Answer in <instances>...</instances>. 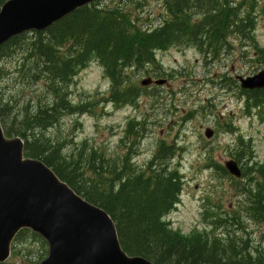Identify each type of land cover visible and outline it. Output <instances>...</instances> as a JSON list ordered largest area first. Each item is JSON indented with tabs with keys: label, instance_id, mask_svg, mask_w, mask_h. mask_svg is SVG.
<instances>
[{
	"label": "rangeland",
	"instance_id": "374dc122",
	"mask_svg": "<svg viewBox=\"0 0 264 264\" xmlns=\"http://www.w3.org/2000/svg\"><path fill=\"white\" fill-rule=\"evenodd\" d=\"M114 1L101 3L110 6ZM140 1V25L158 27L171 19L163 0ZM227 1L243 8L249 4ZM263 9L261 0L249 42L236 41L238 36L228 31L224 50L179 44L157 52V66H150L149 73L129 72L126 89L131 95L118 103L109 101L112 80L105 66L92 60L68 85L67 97L75 109L63 114L46 137L70 159L96 152L108 163L119 164L127 156L136 171H144L161 154L180 191L178 206L165 217L172 231L185 237L206 235L229 245L235 242L240 250L247 247L256 255L264 252V223L251 214L254 190L264 181V106L254 107L255 97L235 79L264 70ZM190 13L193 20L200 19L198 11ZM23 57L17 50L0 58V105L8 107L11 119L51 99L43 81L18 71ZM146 78L168 83L143 87ZM132 82L140 91H133ZM8 116L6 112L5 119ZM131 123L135 136L129 135ZM206 128L215 132L212 139L205 137ZM231 160L241 169V179L225 169ZM47 256V243L26 236L21 244L14 243L2 264H36Z\"/></svg>",
	"mask_w": 264,
	"mask_h": 264
},
{
	"label": "trees",
	"instance_id": "16d2710c",
	"mask_svg": "<svg viewBox=\"0 0 264 264\" xmlns=\"http://www.w3.org/2000/svg\"><path fill=\"white\" fill-rule=\"evenodd\" d=\"M7 1L0 0V10ZM163 1L171 19L158 27L140 25V0H116L110 6L96 0L45 31L25 33L3 44L0 58L22 51L18 71L36 82L43 81L51 97L16 119H11L7 106L0 105L5 135L20 137L25 158L42 161L78 195L105 210L129 256L143 257L153 264H264V252L256 255L247 247L240 250L235 242L224 244L200 234L185 237L169 228L165 217L178 204L180 191L176 175L168 173L161 154L153 157L144 171H136L127 156L119 164L108 163L96 152L70 159L62 154L59 144L46 137L63 114L75 109L67 97L68 85L92 60L98 59L105 66L112 80L109 101L118 103L131 95L126 89L129 72H147L150 66H157V52L179 44L224 50L228 31L238 36L236 41L252 40L261 0H248L247 8L232 6L227 0ZM193 11L199 12L200 19H192ZM131 86L140 91L135 83ZM249 94L255 97L254 107L264 106V91ZM130 125L129 135L135 136L134 125ZM253 196L255 213L251 214L264 223V181L258 183ZM26 236L46 246L28 229L22 230L14 243L19 240L21 244Z\"/></svg>",
	"mask_w": 264,
	"mask_h": 264
},
{
	"label": "water",
	"instance_id": "95a60500",
	"mask_svg": "<svg viewBox=\"0 0 264 264\" xmlns=\"http://www.w3.org/2000/svg\"><path fill=\"white\" fill-rule=\"evenodd\" d=\"M93 1L10 0L0 11V46L25 32L46 30ZM237 79L245 90L264 89V70ZM152 83L149 78L141 85ZM213 135L212 129L205 130L206 138ZM225 167L241 177L236 162ZM24 228L49 243L48 257L38 264H153L122 250L115 224L103 209L76 194L42 161L25 159L23 141L7 139L0 118V262L9 257L13 239Z\"/></svg>",
	"mask_w": 264,
	"mask_h": 264
}]
</instances>
